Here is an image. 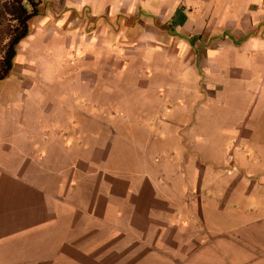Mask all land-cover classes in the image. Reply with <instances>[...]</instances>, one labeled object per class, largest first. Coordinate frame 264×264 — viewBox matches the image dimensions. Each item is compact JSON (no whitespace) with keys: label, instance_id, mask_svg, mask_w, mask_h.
Segmentation results:
<instances>
[{"label":"crops","instance_id":"1","mask_svg":"<svg viewBox=\"0 0 264 264\" xmlns=\"http://www.w3.org/2000/svg\"><path fill=\"white\" fill-rule=\"evenodd\" d=\"M37 16L40 28L72 29L75 38L85 31L92 88L123 104L116 105L123 129L140 114L139 134L144 126L155 131L142 141L159 147L146 148L156 151L153 166L144 161L121 178L106 167L112 143L124 139L93 131L92 115L80 112L88 127L25 147L27 163L37 153L40 175L10 167L5 155L0 264H199L230 243L249 245L264 261V0H41ZM104 55L100 72L94 64ZM193 139L203 145L194 148ZM54 150L56 167L91 151L92 177L101 171L104 185L88 208H65L71 185L56 193L46 186Z\"/></svg>","mask_w":264,"mask_h":264},{"label":"rangeland","instance_id":"2","mask_svg":"<svg viewBox=\"0 0 264 264\" xmlns=\"http://www.w3.org/2000/svg\"><path fill=\"white\" fill-rule=\"evenodd\" d=\"M40 21V16H36L31 21L28 35L16 47L12 70L5 79L0 80L1 162H4L5 155H7V161H11L10 167L24 172L28 169V173L32 171V174L40 175L42 167L34 166L38 163L32 157L37 153L30 151L31 162L27 163L25 158L29 156H24V152L29 151L31 145L33 148L41 149L50 146L51 143H56V135L59 138L66 136L64 138L66 141L67 134L71 136L72 133H76L71 130L74 126L88 127L87 121L78 116L81 112L92 115L90 124L93 131L105 133L104 135L107 136L109 131L113 130L118 132V137L124 139V141L112 143L108 151L106 169L124 178L128 171L134 169L138 171L146 163L153 166L156 151L152 149L151 152L146 153V148L155 147L157 149L159 146H145L144 140L142 141L143 134L152 137L155 133L153 126H144V128L141 126L143 134L140 135L138 127L144 119L139 117L140 114H136L128 122L126 121L128 128L123 129L119 116L121 111L116 108L123 104L113 102L116 95L112 91L105 93L106 90L103 87L92 88V61H88V57H92V43L89 44L86 40L85 31L75 38L72 29L68 33H63L49 23L44 28H40L43 27ZM50 31L52 34L48 35ZM63 35L68 37H64L63 40ZM18 58H21V65L16 61ZM106 58L104 55L95 62L94 66L98 71H102ZM101 93L108 95L109 102L90 101L89 98L92 95ZM241 107L244 108V105ZM125 142H128L129 149ZM191 144L197 149L203 145V142L193 139ZM91 154V151L74 152V155L71 154V157H75L74 161L66 155L62 161L64 165L59 167L53 166L56 163V151L54 150L50 156L48 169L53 176H50V181L46 183L50 192L56 193L61 185L65 186L62 188L65 191L71 189L75 192L74 195H65V208H88L92 202V192L98 191L99 187L104 185L99 183L97 176L101 171L92 177L94 171L88 163ZM46 165L45 163L44 166ZM58 174L67 179L73 177L77 181L75 184L72 182L62 184L57 181L60 178ZM46 176L48 177V172ZM81 220L79 222L83 227L87 221ZM88 238L87 233L82 241L87 242ZM60 239L69 242L65 237H60ZM23 241L19 240L12 245L13 255H16L17 250L19 251ZM247 246H234L231 243L224 245L220 249L216 248L219 249V253L210 254L208 262H199V264H264L258 255L249 253L251 250ZM66 249L72 250V246ZM33 250L34 252L40 251V248Z\"/></svg>","mask_w":264,"mask_h":264},{"label":"trees","instance_id":"3","mask_svg":"<svg viewBox=\"0 0 264 264\" xmlns=\"http://www.w3.org/2000/svg\"><path fill=\"white\" fill-rule=\"evenodd\" d=\"M41 0H0V80L13 67L16 47L28 35L29 22L38 15Z\"/></svg>","mask_w":264,"mask_h":264},{"label":"built area","instance_id":"4","mask_svg":"<svg viewBox=\"0 0 264 264\" xmlns=\"http://www.w3.org/2000/svg\"><path fill=\"white\" fill-rule=\"evenodd\" d=\"M180 2H183V1H185V0H179ZM231 156H228V159L230 158Z\"/></svg>","mask_w":264,"mask_h":264}]
</instances>
